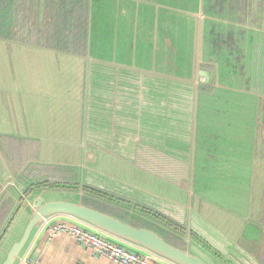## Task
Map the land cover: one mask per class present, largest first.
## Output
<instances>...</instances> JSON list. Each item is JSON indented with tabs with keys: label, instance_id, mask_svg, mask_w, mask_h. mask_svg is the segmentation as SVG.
<instances>
[{
	"label": "crops",
	"instance_id": "obj_1",
	"mask_svg": "<svg viewBox=\"0 0 264 264\" xmlns=\"http://www.w3.org/2000/svg\"><path fill=\"white\" fill-rule=\"evenodd\" d=\"M92 4L83 54L90 53L88 62L98 69L91 75L90 110L89 103L83 105L79 123L81 131L91 132L95 153L91 186L171 219L175 223L171 228L178 227L176 244L209 264H264V128L258 125L264 114L255 100L249 105L256 116L251 123H198L201 110L208 115L198 101L199 88L206 82L201 68L222 66L217 61L231 60L235 52L237 57V50L240 56V36L250 33L237 23L238 0H92ZM217 35L231 46L216 49ZM234 109L233 115L246 111ZM218 173L229 174L220 180L237 174L242 181L250 179L247 189L251 184L257 201L237 205L214 201L207 180ZM196 180L201 181L197 192ZM35 183L20 182L11 188L0 182V245L21 229L29 194L60 190L42 189L47 186L43 185L23 193ZM101 210L131 222V216L117 207ZM57 221L116 240L158 264L167 262L72 217L57 215L33 231L17 264L24 257L38 264H115L66 234L50 237L48 227Z\"/></svg>",
	"mask_w": 264,
	"mask_h": 264
},
{
	"label": "flooded vegetation",
	"instance_id": "obj_2",
	"mask_svg": "<svg viewBox=\"0 0 264 264\" xmlns=\"http://www.w3.org/2000/svg\"><path fill=\"white\" fill-rule=\"evenodd\" d=\"M1 1L0 37L5 48L9 50L13 42L6 36H10L12 33L20 34L23 29L20 25L18 27L14 24L12 25L13 12L9 7V3L12 0ZM86 9L87 0H39L36 21L41 23V21L44 20L46 23L44 26L47 25L51 33L49 35L47 33V37H41L43 35L41 34L39 37L34 36L33 39L38 38L37 40L42 43L43 39L46 38L44 42H50V46L52 47L51 52L53 54L59 52L68 54L84 53L86 46ZM237 9V23L240 27L244 28V30L250 31L249 34L244 33L240 36L241 43L239 48L242 51L239 60L235 61L231 58V60H229L227 57L222 62L217 61V63L223 64L222 66L214 63L205 65L201 68V71L205 74L206 82L199 88L200 99H202V101L199 102L201 104L200 107L203 108V106H205L208 115L220 114L221 123L224 121L227 122V120L228 122H239L241 120H243L244 123L253 122L252 120L256 118V116L252 115L253 108L249 109V105H251V102H255V100H257L258 112L264 114V0H238ZM45 14L48 16L43 18L42 16ZM35 33L36 32L33 31L32 35ZM226 39L225 37L217 35L214 42L215 48L221 49L230 47L231 45H228ZM47 64L48 65H45L46 67L50 66L52 68L51 74H53V76L51 78L54 80V86L43 89L45 92L43 94H38V96L44 98L42 101L43 105L42 103L40 105L36 104V102L30 98V103L28 105V108H30L29 114H27V111L19 112L20 106L14 107L12 112H9L7 108H2L0 112V115L3 117L1 120L3 124L0 125V151L4 160L6 163L10 164L13 170L12 174L19 178L18 184L20 182H38L26 186L27 190L34 189L37 186L47 185L44 183L48 182L47 177L52 178V175L50 176L51 171L47 172L49 169L63 170L59 172L61 176H66L68 174L67 171L73 169L68 165H54L55 167L48 164L43 165L45 163L40 159L39 153H29V151L22 149L23 147L29 148L32 146L29 140H35L37 143L36 145H44L46 142V140H41L42 138L40 137L34 139L30 136L29 132H31V127L33 125L40 129L52 130L50 127L52 124L57 123L59 125H66L71 120L66 104L63 105L61 102L55 103L57 98L55 86H57V84L64 85L67 80L65 72L62 70L63 67L74 66L76 62L74 60L61 62L51 60ZM217 77H221L222 81L217 82ZM51 78L48 77L49 85L51 83ZM12 82L13 81L9 83L12 84ZM29 84H31V82H29ZM12 90L14 92H20L19 88L12 87ZM30 90L33 92L32 87H30ZM47 90H50L48 94ZM29 95L32 97L30 92ZM3 96L5 95H2V97ZM206 96L208 99L204 100L203 98ZM49 97H51L54 107H52V103L48 101ZM236 106L245 108L246 111L244 112L242 110V114L233 115V111L238 109H234ZM221 114L224 115L221 116ZM56 116H61L63 118H61L59 122H56L54 120ZM258 125L260 129L264 128V118L262 115L258 118ZM50 140L51 139H48L47 142ZM38 168H44L42 169L43 171L39 170V173L47 176L41 178L40 181H37V176H32L30 178V175L27 176L24 172L22 173L24 169L38 173ZM76 169L78 170V166H76L75 171ZM224 181H228V179ZM249 183H251L250 179L242 181V198H228L226 201L230 200L227 202L236 205L242 202L252 203L253 201H257V196L253 193L251 184L247 189ZM237 186H239V183H237ZM233 195L234 193H229V197ZM223 200L224 199H222V203Z\"/></svg>",
	"mask_w": 264,
	"mask_h": 264
},
{
	"label": "rangeland",
	"instance_id": "obj_3",
	"mask_svg": "<svg viewBox=\"0 0 264 264\" xmlns=\"http://www.w3.org/2000/svg\"><path fill=\"white\" fill-rule=\"evenodd\" d=\"M0 2L2 1L0 0ZM88 5L89 0H87L85 26ZM38 6L39 0H12L9 3L10 10L13 12L12 25L14 24L16 27L20 25L23 31L20 34L12 33L10 36H6L13 42L9 50L5 48L0 37V112L2 108H7L9 112H12L14 107L20 106L19 112L27 111V114H29L30 108H28V105L30 103V98H32L36 104L40 105L42 103L43 105L42 101L44 98L38 96V94H43L45 92L43 89L54 86V80L51 78L53 76V74H51L52 68L50 66L46 67L45 65H48L47 63L51 60L59 62L74 60L76 62L74 66L63 67L62 70L65 72L67 80L64 85L57 84V86H55V92L57 93L55 103L61 102L63 105L66 104L71 118L70 122L66 125H59L57 123L52 124L50 126L52 130L40 129L33 125L31 127V132H29L30 136L34 139L40 137L42 138L41 140H46V142L44 145H36L37 143L35 140H29L31 141L29 142L32 145L30 146L31 148H22L29 151V153H39L40 159L45 163L43 165H53L52 167L60 165L78 166V170L76 169L77 173L75 169H69L66 176L60 175L59 172L63 170H47V172L52 171V178L39 173V170L44 168H38V173L35 171L31 173L29 170L24 171L27 176L30 175V178L32 176H37V181H40L43 177H47L48 182H44L47 186L41 187L42 189L52 187V189L70 190L78 186L76 185L75 179H78V173L81 174V171H83V175H86L87 183L91 181V160L92 156L95 155L91 147V132L81 131V125L79 123L83 120V105L89 103L88 110H90L91 96L89 93L91 92V75L92 71L98 69V67L89 63V60L85 56L86 54L82 52L78 54H68L64 52L53 54L51 52L52 47L50 46V42H44L46 38H41L43 39L42 43L37 40L38 38L33 39L34 36L39 37L43 34L41 37H47V33L48 35L51 33L47 25L44 26V24H46L44 20L41 21V23L36 21ZM47 16L48 15L45 14L42 17L46 18ZM88 24L89 23H87L86 28V43L87 33L89 32ZM33 31L36 32L34 35H32ZM232 48L236 50L235 47L232 46ZM230 58L238 61L239 51L237 50V57L235 52L230 55ZM48 77L51 78L50 85ZM11 81H13L12 84L9 83ZM29 82H31V84H29ZM12 87L19 88L20 92H14ZM30 87H32L34 94L30 90ZM49 91L50 90H47V94ZM29 92L32 97L29 95ZM2 95L5 96L2 97ZM48 101H50L52 107H54L51 97H49ZM198 101L201 102L202 99L199 97ZM243 111L245 112V110ZM61 118L63 117L56 116L54 120L59 122ZM2 119L3 117L0 115V125L3 124V121H1ZM85 120L86 116H84V121ZM198 123L220 124V114L203 115L201 110ZM48 139L51 140L47 142ZM82 140L84 141L83 144L81 142ZM87 167H89V170H87ZM12 172L13 170L10 164L6 163L0 151V182L9 181L7 187L17 188L19 178L14 176ZM210 176L212 179H210L211 181L207 180V182L212 192L211 197L215 199L214 201L220 202V200L224 199L223 203H227V201H230H226L228 198L238 199L243 197L240 174L228 179V181L217 179L218 177L229 176V174L226 173L211 174ZM237 183H239V186H237ZM200 185L201 181L196 180V192L199 190L198 188ZM231 185L233 186L230 187ZM230 192L234 193L231 197H229ZM221 194L223 196H221Z\"/></svg>",
	"mask_w": 264,
	"mask_h": 264
},
{
	"label": "water",
	"instance_id": "obj_4",
	"mask_svg": "<svg viewBox=\"0 0 264 264\" xmlns=\"http://www.w3.org/2000/svg\"><path fill=\"white\" fill-rule=\"evenodd\" d=\"M104 5L107 6L106 2ZM92 10L93 4L89 0L88 33L91 31ZM103 11L107 12L108 9ZM85 56L92 60L90 53ZM75 181L78 186L70 190H35L27 196L23 205L26 219L21 229L12 231L0 245V264H17L33 231L47 219L57 215L72 217L172 264H209L201 256L176 244L179 243V238L175 235L178 227L171 228L169 223L150 216L151 213L161 216L160 213L144 209L121 196L91 186V182L87 183L82 173ZM102 207H117L123 214L131 216V222L102 211ZM166 220L175 224L171 219Z\"/></svg>",
	"mask_w": 264,
	"mask_h": 264
},
{
	"label": "built area",
	"instance_id": "obj_5",
	"mask_svg": "<svg viewBox=\"0 0 264 264\" xmlns=\"http://www.w3.org/2000/svg\"><path fill=\"white\" fill-rule=\"evenodd\" d=\"M48 233L50 237L59 233L66 234L81 247L89 249L94 255L105 258L115 264H158L123 243L66 221H57L51 224L48 227ZM21 264L38 263L35 260L24 257ZM164 264L172 263L166 262Z\"/></svg>",
	"mask_w": 264,
	"mask_h": 264
},
{
	"label": "trees",
	"instance_id": "obj_6",
	"mask_svg": "<svg viewBox=\"0 0 264 264\" xmlns=\"http://www.w3.org/2000/svg\"><path fill=\"white\" fill-rule=\"evenodd\" d=\"M150 216H151L152 218H155V219H159V220L165 221V222L169 223L170 226H173V223H171L169 220L164 219V218L161 217L160 215H157V214H155V213H151Z\"/></svg>",
	"mask_w": 264,
	"mask_h": 264
}]
</instances>
